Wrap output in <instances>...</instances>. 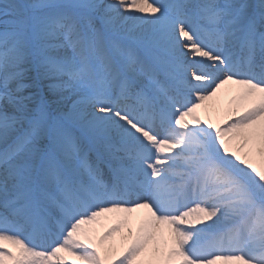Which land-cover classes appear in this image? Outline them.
Returning a JSON list of instances; mask_svg holds the SVG:
<instances>
[{
  "label": "bare ground",
  "instance_id": "6f19581e",
  "mask_svg": "<svg viewBox=\"0 0 264 264\" xmlns=\"http://www.w3.org/2000/svg\"><path fill=\"white\" fill-rule=\"evenodd\" d=\"M55 2L34 1L36 6ZM91 3L97 15L84 11L86 20L76 26L65 25L69 18H73L68 13L57 18L58 9H54L55 12L46 19V35L37 44L42 47L43 58L48 62L45 71L51 76H46L47 84L57 85L51 95L55 106H64L75 124L92 135L105 136V142L114 151L113 157L124 161L139 176L121 170L123 176L119 182L108 185L107 190L101 189L100 198H92L93 215L88 216L82 211L78 214L80 217H69L68 224L73 226V231L67 235L60 233L57 245L48 247L49 240L41 243L43 231L38 235L28 234L33 241H39L41 247L37 243H28V237H24L28 227L12 232L15 226L27 221L16 206L17 200L20 201L24 195L13 191L12 197L7 199L12 188L3 184L9 182L12 185L17 181L15 174L20 167L37 163L40 152L36 149L39 145L31 144L26 135H21L15 144L4 150L11 136L15 137L14 127L19 120L16 112L1 110L0 264H192V257L197 256V249L202 245L205 249L214 245L212 250H206L214 264H264V87L262 90L246 87L240 80L241 75H248L245 71L237 76L234 69L228 67L224 71L217 70L222 68L218 66L220 63L228 66L225 63L226 49L238 36L233 34L237 27L233 31L228 29L231 16L227 13L213 23L216 32L206 31L205 37L211 41L208 43L202 37L194 39L187 36L183 22L164 16L165 3L161 0H93ZM208 11L210 15H218L214 8ZM98 22L106 26L105 32L89 34L86 29ZM76 30H81V35L75 37L72 32ZM116 32L144 44H147V38L157 34L150 41L157 47L146 50L161 71L166 66L160 62L159 55H167L166 58L170 59L168 55L172 54L170 60L173 59L183 75L178 85L185 94L179 93L174 86L160 79L159 73L153 72L159 89H164L168 95L172 127L166 116L154 112L155 109L144 103V98L137 101V106L141 104L146 116L134 113L137 118L134 122L123 113L129 109L126 103L130 98L109 102L96 97L88 104L90 94L81 85L56 80L71 77L73 70L68 64L52 61L50 56L67 55L77 41H86L87 37L93 46L96 44L99 50L106 52L107 46L100 39L104 33L113 37L112 33ZM96 35L99 41L94 42ZM248 57L256 58L258 55L254 52ZM117 63L124 66L126 72L129 68L135 70L141 66L138 60L135 64L129 60H118ZM259 63L264 64V52ZM20 70L22 72L26 68L20 67ZM252 75L261 79L258 74ZM32 87L34 91L26 92L30 97L25 94L29 99L24 102L36 100L35 105L30 106L40 110L44 103L35 81H27L20 90L27 91ZM76 149L74 156H65L72 173L78 170L75 157L80 152ZM202 153L219 156L225 163L224 170L234 171L223 174L237 181L236 185L246 192L245 199L255 207L250 215L243 212L242 207L234 212L228 207L231 199H221V195L230 190L225 188L221 191L224 181H220L219 169L212 176L213 179L218 176L216 182L209 180L207 185L202 182L200 189L192 193L180 189L184 201L182 208L175 212L173 193L179 187V164L181 160H187V154ZM89 158L91 163L93 156L89 155ZM49 173L55 178L60 177L58 170L51 169ZM40 174L49 176L44 170ZM101 176L108 179L106 184L111 183L105 168ZM122 180L130 185V191L124 188ZM250 187L256 200L250 194ZM137 188L143 189L144 193ZM237 202L240 204L239 200ZM161 207L169 211L166 222L162 221L160 211H155ZM232 217L234 219L230 222L239 220L236 223L239 226L205 240L206 234L212 233L215 226L226 224ZM244 217L245 221L242 220ZM154 224L160 228L155 229ZM238 227L241 230L236 237ZM199 254L204 253L201 251Z\"/></svg>",
  "mask_w": 264,
  "mask_h": 264
},
{
  "label": "rangeland",
  "instance_id": "374dc122",
  "mask_svg": "<svg viewBox=\"0 0 264 264\" xmlns=\"http://www.w3.org/2000/svg\"><path fill=\"white\" fill-rule=\"evenodd\" d=\"M34 1L0 0V99L4 103H6V108L4 107L3 109H0V111L8 110L16 112L18 114L17 120L19 121L17 122V124H15L14 127L15 136L24 134L25 129H32V133L29 135L31 139L29 138V140L31 144L35 145L42 144L44 140H48L51 136H53L55 137V140L57 142V145L54 143L56 150H58V148L61 149V146H67V149L69 150L71 156H74L75 153L73 150L75 148L73 146L78 145V147L80 148L82 144L81 137L77 132L79 130V127L73 124V118L59 117L55 115L51 110L52 106L50 105L49 95H52V91L54 87H56V85L49 86L47 84L46 76L50 77L51 75L48 74L47 70L45 71V68H47V64L43 61L42 56L39 52L41 47L37 45L38 38H42L44 35H46L43 24L45 20H43V18L41 17L39 9L50 8L49 6L55 5L59 9L60 15L62 13H68L69 15H72L73 18H69L66 23L67 27H71L73 25L76 26L78 22L85 21L86 19L83 17L84 11L89 10L92 13H96L97 10L91 4L93 0H82L83 4L78 6L74 5L76 3H74L73 0H56L54 4L48 6L43 4H39L36 6ZM163 1L165 3L167 2V0H162V2ZM241 1L243 0H180L178 2V6L182 7L181 9L183 13L187 14L184 17H188L192 20L193 17H190L189 13L200 11V21L205 22L207 26H211V20H213V23H217L221 16H223L227 12L229 5H237ZM247 1L248 2L246 3V7L249 5V2L253 3V5L255 6L258 0ZM210 8H214L216 14L218 15H210L208 11ZM163 12L166 14V16H170L171 14L169 9L164 10ZM188 18L185 20H188ZM175 19L176 17L173 16V20ZM13 22L20 27L21 31L19 35H22L24 37V39L19 42L16 40V36L9 34L7 31L10 28H13L12 26H10V24ZM95 26L97 27H94L93 29H90L89 27L86 29V31L92 33V31L102 32L106 29V26L101 23H98ZM72 33L75 36H79L81 35V30H76ZM185 33L190 37L192 35L191 32H188V30H186ZM155 36H157V34L150 36L145 41L150 42L155 38ZM88 39L92 41L89 37ZM121 40L122 39H116L113 41L107 36V34L104 33L101 41H104L105 44L107 43L106 52H102L101 50H99L97 45L94 46V50H89L92 57H96V55L100 54L101 60H104L101 61L104 75H106V71L108 70L107 66L110 65L108 64V60L112 57L122 59L126 56L132 55L133 50L134 52L141 51V58L145 61L146 57L143 50L145 49L146 52L147 48L149 49L153 47V49H155L157 47L150 43L144 44L139 41H129L127 39L123 41ZM134 42L135 45H133ZM83 46L84 44L80 42L78 45H76V48L73 50V52L69 53V55L73 56L78 61L87 62V60H89V58L87 59L88 51L86 52V48H84ZM58 58H61V56H58ZM160 59H162V62L166 66H168V68H176V65L172 61L163 57ZM29 64H31V67L21 72L20 67H26ZM84 71L85 70L83 69L82 72ZM12 75H14L15 78H13ZM32 76L33 79H35L37 87L42 93V97L46 105H44V111L41 109L37 110L36 107L30 106L35 105L36 100L34 99L31 100V102H24V100L29 99L28 97H30L26 92L34 91L35 88L32 87L27 91H21L20 88L24 83L29 81ZM87 77L90 78V76ZM85 79L86 78L83 76L79 79V81L82 82ZM56 80H59V78H56ZM92 83L95 84L96 81L92 80ZM148 84H150V82ZM84 85L87 86V83ZM88 90L91 91L90 89ZM110 94L111 96H113V92H111ZM96 95L98 94H95L94 96ZM87 102L89 104L88 100ZM56 107L58 109V112L67 113V109L64 106ZM59 124L63 125V127L60 128ZM13 137L14 136H11V138L8 140V143L10 142V140H12ZM68 140L70 142H73V144L67 143L66 141ZM40 153L42 154V150H40ZM187 155V160H181L180 163L185 168H189L191 170L195 168L207 167L206 171L208 173H205L204 175V171L202 172L203 178L205 177V180L207 181L209 178L210 181L216 182L217 177L219 175L221 176L220 181H224L221 184L222 186H224L221 188V191L225 188L230 190L228 191V193L221 195L222 200L238 198L240 204L237 201L234 202L237 208L242 207L243 209L241 210H243V212H247V214H250L254 210L255 207L253 203L245 199L244 197L246 195V192L240 189L238 185H236V183L238 182L232 181L228 175L223 174H231L234 173V171L229 168L228 171H225V163L219 156L213 153H209V155L202 153L199 155H194L193 157L192 154ZM77 157H75V161L79 162L80 160ZM211 162H213L212 165H210ZM216 169H219L218 176L216 175V178L213 179L212 176L214 173H216ZM18 172L15 176L21 179L22 183L28 181L21 178L22 171ZM28 178L30 179V176H28ZM3 185H5V187H9L10 183L5 182ZM249 189L252 198L256 200V195L253 193V189L251 187Z\"/></svg>",
  "mask_w": 264,
  "mask_h": 264
}]
</instances>
